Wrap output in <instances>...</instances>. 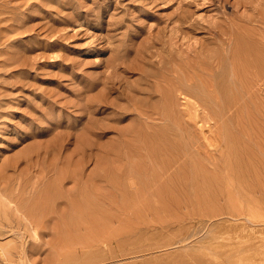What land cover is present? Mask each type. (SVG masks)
<instances>
[{"label": "rangeland", "instance_id": "rangeland-1", "mask_svg": "<svg viewBox=\"0 0 264 264\" xmlns=\"http://www.w3.org/2000/svg\"><path fill=\"white\" fill-rule=\"evenodd\" d=\"M263 12L264 0H0V180L14 169L24 171L29 156L47 162L51 158L45 151L56 147L63 163L70 154L73 163L80 159L75 165L83 167L85 176L102 168L112 178L105 184L97 181L100 187L109 185L98 197L86 192L59 205L49 214V221H59V226L50 223L49 228L47 221L38 241L28 234L1 236L3 243H25V252L10 248L0 264H264L254 256L264 244V233L228 239L231 230L217 225L229 214L264 213V167H224L226 153L219 142L216 150L207 147L215 168L205 170V179L180 178L166 195L154 196L146 190V179L154 172L144 169L135 196L129 187L135 164L153 166L145 164L144 154L134 156L130 145L135 138L126 140L129 128L139 123L128 110V97L152 81L146 78L150 68L168 65L171 59L183 67L209 64L219 39L232 44L237 25L253 33L264 31ZM96 99L97 110L85 116ZM248 118L237 128L246 132L256 127L258 132L264 120ZM237 128L233 134L253 158L246 163L257 165L259 154ZM216 138L217 130L211 140ZM44 183L38 184L37 195ZM64 184L70 188L72 182ZM81 202L82 212L75 210ZM1 226L11 228L6 221ZM101 235L111 241L97 244Z\"/></svg>", "mask_w": 264, "mask_h": 264}, {"label": "bare ground", "instance_id": "bare-ground-1", "mask_svg": "<svg viewBox=\"0 0 264 264\" xmlns=\"http://www.w3.org/2000/svg\"><path fill=\"white\" fill-rule=\"evenodd\" d=\"M261 22L264 24V12L262 14ZM251 23H253V21ZM245 27L237 25L232 30L231 35H233V42L230 46H227L224 39H219L218 47H216V49L213 50L212 54L209 56L211 63H200L197 66L190 65L183 67V63H179L176 59H171L168 65L167 63L166 65L162 63V66L158 65V68H150L146 72V78H152V81L145 85V90L129 94L128 100H130V103L128 104V110L135 115L137 120H139V123L129 128V134H127L126 140L128 139L133 141L135 138L134 144L132 142L130 145L132 146L130 149L134 151V156L138 157L144 154L147 162H145V164L153 166L143 167L142 169V166L139 164L140 161L135 164V169L133 170L134 174L130 176L129 187L134 189L130 192L131 194L134 192L135 195L140 192L142 187L140 188L139 186V181L141 179L139 176H141L140 173L144 169L145 172H147V169L154 172V176L153 178L151 177V180L146 179V190L154 196L158 193H160V195H164L168 188H171V185H173L174 182L180 178L195 180L199 177H206L207 175L205 170L210 172L211 167L215 168L213 158L209 155V153L211 154L212 152L207 150V147L216 150L219 142L224 145V149L222 151H225L226 153L224 167H258V164L260 167H264V123L262 122V120H264V110L262 109L264 105V31L261 32V28L253 33ZM201 55L204 56L203 53ZM216 69L219 70L214 71ZM96 100L97 101L94 102L95 105H91L86 108L85 116H90L95 112V110H97L98 99ZM232 108H235L233 113H231ZM244 115L246 117H255L256 119H260L262 127H260V125L258 126V132L256 127L255 129L251 128L252 130H247L246 132L244 131V127H239V129L237 128L238 125H243V123L241 124V119L245 117ZM250 121L252 122V120ZM218 122L220 123L219 127L217 126ZM232 123L235 125L234 127ZM219 128L222 133L219 132ZM236 128L239 130L238 132H241L242 135L250 140L251 144H253L255 149L253 152L259 154L257 159L254 157L258 162L257 165L253 164V162L250 165H248L249 162L246 163V160H249L252 156L248 158V150L246 149L247 153H245L244 146H241L240 138L234 135L235 132L233 134V131H235ZM216 130L218 131V139L216 138L213 141L211 140V137L215 135ZM251 140L254 141L251 142ZM245 143L247 144L246 141ZM245 143H242V145H245ZM253 146L250 147L253 148ZM59 149L60 147H56L53 148V150L50 149L51 151H45L51 158L47 162L38 163L31 160L32 156H29L26 160L29 162H27V167L24 171L14 169L12 170V175L3 176L1 178L0 238L3 235H17L18 237L23 238L26 234H28V237L30 239L32 238L34 242L38 241L40 232L43 231V227L50 219L49 214H52L53 212L55 213L59 205H66L67 202L70 201V197L72 195V197H74V195H81L82 198V195L86 192L94 193L95 196L98 197L97 195L100 194V191H102L101 188H105L107 185H101L102 187H100V184L102 183L99 184L97 181H101L103 183L105 181L106 183V181L110 182L112 180V178H110L111 176L108 175L107 170H103L102 168L89 172L85 176L83 167L75 165V163H77L78 160L80 161V159L77 158L73 163L74 155L70 154L67 161L63 163ZM253 154V156H255V153ZM131 156L128 155V157ZM219 163L222 164L221 162ZM254 163L256 162L254 161ZM12 167L16 168L15 165H12ZM155 167H157V171L155 170ZM57 168L58 171L56 173ZM51 172L53 174L56 173L55 176H50L52 179L49 181L46 180L44 181L46 183H44L43 179ZM67 179H70V182H72L70 188L64 186V181ZM41 181L44 184L40 187L37 195V192L35 191L38 190L37 186ZM200 183L202 182L200 181ZM185 185L186 184H184V187ZM107 187H109V185ZM119 190H110V192L116 193L115 195H117ZM181 190L182 189H180V191ZM107 192L110 193L108 190ZM187 192H185V194ZM121 193L124 195L127 191L124 189ZM141 196L139 197L141 198ZM101 200L102 198L99 201ZM76 207L77 208L75 210H80L81 212L84 211L82 202L76 205ZM62 208L59 210L60 213H62ZM91 208L88 207L87 210ZM97 208L95 206V209ZM260 210L261 209H257V211L254 210L255 213L258 212L257 215L254 212H252V214L251 212L250 214L249 212H246L247 214L237 213L239 216H231L230 214L229 216L226 215L225 217L220 218L221 221L217 225H221L222 227L231 230L230 234L225 235L228 239H239L241 237L264 233V213L260 212ZM131 211L133 210L131 209ZM51 220L46 226L51 223ZM55 220L56 219L54 218V221ZM57 220L55 222H57ZM2 221H6L11 228L7 231L3 230V226H1ZM91 221H93L92 218ZM58 222L53 224L51 223L52 227L55 228L54 225H58ZM61 223L63 222L61 221ZM14 224L17 228L14 227ZM95 224L98 225L97 222ZM20 225L21 228H18ZM48 227L50 228L51 226L49 225ZM64 227L65 226L62 228ZM84 227L87 229L88 226ZM71 230L74 229L72 228ZM92 235L90 237H94ZM98 235L100 234L98 233L97 237ZM107 236H99L96 243L99 245H106L107 241L110 240V237L108 238ZM5 242L6 241H4V243ZM10 242L11 241L5 244L0 242V258L3 259L6 252L10 248H13L15 251L16 248L19 247L21 249L25 244L20 243L19 241H14L12 246L10 245ZM29 247L31 248L32 245H29ZM30 248H28V250H30ZM22 249L24 251V248ZM8 253L12 254V252ZM28 253H30V251H28L27 254ZM22 254V256H25L24 253ZM8 256L10 257V255ZM254 256L257 260H264V244L258 245L257 253ZM11 258H9V261H12ZM67 262L68 260L66 261V264Z\"/></svg>", "mask_w": 264, "mask_h": 264}]
</instances>
